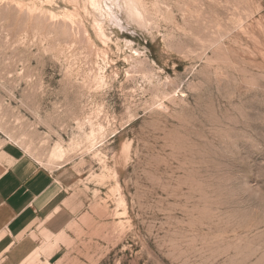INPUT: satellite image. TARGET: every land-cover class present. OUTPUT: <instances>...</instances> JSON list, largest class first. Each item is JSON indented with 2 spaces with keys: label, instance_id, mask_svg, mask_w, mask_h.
Returning <instances> with one entry per match:
<instances>
[{
  "label": "rangeland",
  "instance_id": "rangeland-1",
  "mask_svg": "<svg viewBox=\"0 0 264 264\" xmlns=\"http://www.w3.org/2000/svg\"><path fill=\"white\" fill-rule=\"evenodd\" d=\"M127 1L0 0V152L73 168L68 264H264V0Z\"/></svg>",
  "mask_w": 264,
  "mask_h": 264
},
{
  "label": "crops",
  "instance_id": "crops-1",
  "mask_svg": "<svg viewBox=\"0 0 264 264\" xmlns=\"http://www.w3.org/2000/svg\"><path fill=\"white\" fill-rule=\"evenodd\" d=\"M76 183L71 166L54 170L31 167L13 147L2 149L0 264H22L40 246L42 233L53 239L62 231L68 232L78 212ZM53 243L41 250L40 262L68 264L70 254L65 244L58 240Z\"/></svg>",
  "mask_w": 264,
  "mask_h": 264
},
{
  "label": "bare ground",
  "instance_id": "bare-ground-1",
  "mask_svg": "<svg viewBox=\"0 0 264 264\" xmlns=\"http://www.w3.org/2000/svg\"><path fill=\"white\" fill-rule=\"evenodd\" d=\"M99 1V0H98ZM114 1V0H113ZM91 2H96V0H91ZM124 2H125V4L127 5V8L133 13V14H136V12H134V11H132V9H131V7L129 6V1H127V0H124ZM97 5V4H96ZM106 6H108L107 4H106ZM96 7V6H95ZM110 10V9H109ZM106 11V10H105ZM111 11V10H110ZM106 12H108V11H106ZM109 13V12H108ZM107 13V15H109ZM55 154H57V152H54ZM58 155V154H57ZM34 237V236H33ZM69 237V236H68ZM67 235H66V233L64 232V231H62V232H60L59 234H56V235H54V240L56 241V240H58V241H63V242H65L66 240H67ZM35 238H36V236H35ZM67 242V241H66ZM68 243V242H67ZM69 243H72V241L71 242H69ZM52 244H54L53 243V240H48L47 238H45V237H43L42 238V240H41V244H40V246L37 248V249H35L23 262H22V264H47L48 263V261L47 260H45L43 263L42 262H40V260H39V256H40V253H41V250H46L47 248H49V247H51L52 246ZM66 244V243H65ZM67 245V244H66ZM70 245V244H69ZM68 245V246H69ZM46 252V251H45Z\"/></svg>",
  "mask_w": 264,
  "mask_h": 264
}]
</instances>
